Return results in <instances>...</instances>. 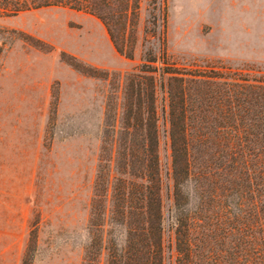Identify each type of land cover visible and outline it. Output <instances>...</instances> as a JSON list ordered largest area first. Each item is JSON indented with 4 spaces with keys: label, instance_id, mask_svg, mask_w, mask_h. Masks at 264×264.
Returning <instances> with one entry per match:
<instances>
[{
    "label": "rangeland",
    "instance_id": "1",
    "mask_svg": "<svg viewBox=\"0 0 264 264\" xmlns=\"http://www.w3.org/2000/svg\"><path fill=\"white\" fill-rule=\"evenodd\" d=\"M129 38L131 60L85 12L46 7L0 15V215L10 226L26 219V242L34 225L31 264H81L100 132L113 115V73L143 65L156 71L163 264H172L166 76L159 85L157 71L169 65L261 77L264 0H138ZM62 60L112 76H82Z\"/></svg>",
    "mask_w": 264,
    "mask_h": 264
},
{
    "label": "trees",
    "instance_id": "2",
    "mask_svg": "<svg viewBox=\"0 0 264 264\" xmlns=\"http://www.w3.org/2000/svg\"><path fill=\"white\" fill-rule=\"evenodd\" d=\"M46 7L94 16L115 52L131 60L138 0H0V15ZM62 61L82 76H112ZM147 67L113 73V115L100 132L81 264H163L157 80ZM157 75L159 85L166 76L172 264H264V75L169 65ZM35 238L32 225L21 264H31Z\"/></svg>",
    "mask_w": 264,
    "mask_h": 264
},
{
    "label": "crops",
    "instance_id": "3",
    "mask_svg": "<svg viewBox=\"0 0 264 264\" xmlns=\"http://www.w3.org/2000/svg\"><path fill=\"white\" fill-rule=\"evenodd\" d=\"M13 116L15 117L14 114ZM22 220L19 224L12 222L10 226V222L7 221L6 217L0 215V264H21L26 242V219L22 218Z\"/></svg>",
    "mask_w": 264,
    "mask_h": 264
}]
</instances>
